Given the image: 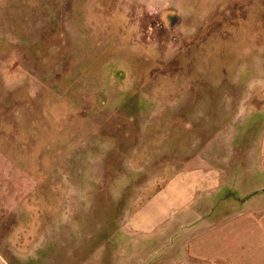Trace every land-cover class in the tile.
Returning a JSON list of instances; mask_svg holds the SVG:
<instances>
[{
  "label": "rangeland",
  "instance_id": "374dc122",
  "mask_svg": "<svg viewBox=\"0 0 264 264\" xmlns=\"http://www.w3.org/2000/svg\"><path fill=\"white\" fill-rule=\"evenodd\" d=\"M263 134L264 0H0L6 264L60 232L87 264L181 259L208 199L214 221L263 184Z\"/></svg>",
  "mask_w": 264,
  "mask_h": 264
},
{
  "label": "crops",
  "instance_id": "0c3cea01",
  "mask_svg": "<svg viewBox=\"0 0 264 264\" xmlns=\"http://www.w3.org/2000/svg\"><path fill=\"white\" fill-rule=\"evenodd\" d=\"M260 138L262 139L258 141L260 145L250 147L247 151V154H252V161H245V163L250 166L249 168L257 167L264 170V134L263 136L260 135ZM206 176L207 181L213 183L215 188L232 184L230 180L227 182L220 181L216 176L210 177L208 173ZM258 186L260 187L255 190ZM258 186L252 185L241 195L235 196L226 207L230 212L224 211L223 216L214 221L206 217L210 216L209 210L213 208L212 201L208 199L197 211L198 216L192 224L182 225V231L178 225L180 232L177 231V234L180 233V238H178L177 243L165 246V250L169 246L168 249L172 253L180 254L181 259L167 258L169 253L166 252V258L162 255L163 260L158 264H264V182ZM70 233L72 232L70 231ZM61 234L62 232L56 236L60 247L54 246L50 252L48 251L49 246L40 245L26 255L28 256L26 257L27 263L24 261L22 263L54 264V260L57 258L55 256L56 249H63V251L68 252V257L59 259L60 264H87V258H81L86 251L83 242L73 247L69 244L74 238L73 233L64 232L63 235ZM49 236L54 238L55 234L49 233ZM77 251L80 256L75 259L74 256L77 254L74 256L72 254ZM110 254L117 256L112 251H102L103 258L109 257ZM1 257L0 254V264H6ZM102 262L103 264H122L119 259L108 263L100 260L98 264H102ZM126 264H133V261L127 257Z\"/></svg>",
  "mask_w": 264,
  "mask_h": 264
}]
</instances>
